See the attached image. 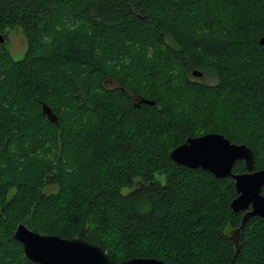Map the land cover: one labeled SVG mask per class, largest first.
I'll list each match as a JSON object with an SVG mask.
<instances>
[{
  "label": "trees",
  "instance_id": "16d2710c",
  "mask_svg": "<svg viewBox=\"0 0 264 264\" xmlns=\"http://www.w3.org/2000/svg\"><path fill=\"white\" fill-rule=\"evenodd\" d=\"M16 25L24 55L0 41V264H39L12 235L19 222L115 260L264 264V216L242 224L237 249L231 238L233 178L168 154L218 131L264 167V0H0V33Z\"/></svg>",
  "mask_w": 264,
  "mask_h": 264
},
{
  "label": "water",
  "instance_id": "95a60500",
  "mask_svg": "<svg viewBox=\"0 0 264 264\" xmlns=\"http://www.w3.org/2000/svg\"><path fill=\"white\" fill-rule=\"evenodd\" d=\"M5 39L0 33V41ZM258 43L264 49V33L258 38ZM192 74L201 76L203 72L194 68ZM138 102L155 103L146 97H141ZM40 103L41 113L59 126L58 114L45 101ZM168 154L177 164L200 167L217 177L233 178L237 194L230 201V207L233 211H242L239 226L231 232L237 249L242 224L249 216H264V167L255 168L254 150L244 142L232 141L221 132L207 131L187 136L172 147ZM238 159L244 162L243 171L233 170ZM12 235L21 242L25 255L39 264H170L159 257L142 255L115 260L112 253L86 238L43 233L29 228L23 222L17 223Z\"/></svg>",
  "mask_w": 264,
  "mask_h": 264
},
{
  "label": "rangeland",
  "instance_id": "374dc122",
  "mask_svg": "<svg viewBox=\"0 0 264 264\" xmlns=\"http://www.w3.org/2000/svg\"><path fill=\"white\" fill-rule=\"evenodd\" d=\"M6 46L11 53V56L14 59L21 58L24 55V52L27 48V40L22 32V28L19 25L14 26L9 29L5 39ZM195 79L203 80L206 82H213L216 80L215 74L212 71H208L207 74H202L201 76L193 75ZM104 85L114 86L116 85V81H104ZM159 179H162L161 176H158ZM57 185L54 183H49L45 185L44 191L49 193L55 191ZM231 228H228V231L231 232Z\"/></svg>",
  "mask_w": 264,
  "mask_h": 264
},
{
  "label": "flooded vegetation",
  "instance_id": "af4514ba",
  "mask_svg": "<svg viewBox=\"0 0 264 264\" xmlns=\"http://www.w3.org/2000/svg\"><path fill=\"white\" fill-rule=\"evenodd\" d=\"M105 81L107 82V81H112V79H110V78H107V79H105ZM108 86V85H107Z\"/></svg>",
  "mask_w": 264,
  "mask_h": 264
}]
</instances>
